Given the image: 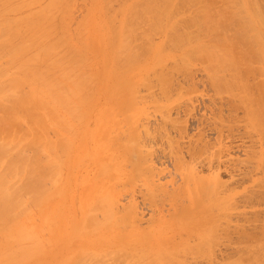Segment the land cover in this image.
<instances>
[{"label": "bare ground", "instance_id": "obj_1", "mask_svg": "<svg viewBox=\"0 0 264 264\" xmlns=\"http://www.w3.org/2000/svg\"><path fill=\"white\" fill-rule=\"evenodd\" d=\"M39 1L41 2L43 0H30L28 3H26L25 0H0V264H93V263L96 264V262L99 263V261L94 259L95 257H97L98 259V257L104 253L109 254L108 253L109 251L112 253L116 251L120 252L122 248L119 246V248H115V250H109L107 252L106 248H105L106 250L104 251V248H102L99 245V247H101L103 251V252H99L101 251V249L97 248L98 245L97 246L95 245L96 250L95 251L93 250V252L95 253H93L92 250L91 253H88L86 251H90L88 248L89 244H87L88 246L86 245L88 248V249L86 248L87 249L86 250L83 248L86 247L85 244L77 245L80 244V242L77 241L75 242L74 238L75 237L88 238L89 235L91 234H97L96 237L97 239H99L100 236L104 238V234L100 232L102 229L103 230L105 229L106 232L108 231V229L114 232L118 228L119 230L121 228L123 232H126L128 230H126L125 228L128 227L127 225H129L130 222L127 225L125 224V222H127L130 219L133 220V218H129V216L132 217L130 215L132 213L131 211H129L131 213L127 212V210L125 211L128 214V217H126L124 213H123L124 216L123 215L121 216L122 213H119V211L115 209L114 204H113L114 209L112 208L111 203L116 202L114 200L116 199L114 198V196L115 193L116 194L118 193L116 186L114 188L112 187V189H110L111 187L109 188V186L115 184L113 182H111L112 184L109 182V179L111 181V178H113L114 176L112 175L111 177L110 175L108 176L109 178L107 179L108 181L104 180L107 181L106 182L107 187L109 188L110 192H113V194L110 192H105L104 195L99 192L101 195L95 194L96 197L93 199L95 195L94 196L92 195L93 197H91L86 193L92 187L89 184H86V187L85 186L82 187V189L84 190L82 191V194L84 193L83 195H85L86 193L85 196L83 195L82 196L91 197L93 203H91L90 200L91 207L89 210L84 212L83 211L84 209H82V211L84 212L83 215H81L82 211H80L81 213L80 215L82 217H80L79 221L73 219L70 220L67 219L69 220L68 221L69 223H67L68 225L66 224L65 221L66 219L62 209L63 206L61 204H59L60 206H58V203L56 202L58 199L54 201V197L56 196L55 189L57 188V186L54 189L53 193L52 191L48 192L47 188L50 189L49 185L51 184H49V182L46 183L48 180L50 182H54L52 180L55 178V176H57L58 173L57 169H61L59 167L61 166L59 162H61L62 160L60 161L59 158H62L61 155L65 156V154L69 153L71 151V148L75 144L74 140L77 135V129L79 128L78 124L86 118L85 110H87L88 107L86 108V106L89 104H86L85 102L90 103L92 101V97H94L95 91L100 89L101 91L105 92L106 90L101 88L107 87L109 89V92L105 93L106 95L104 96V100L105 102L108 103V107L106 108L105 113H102L101 118L106 117V115H108L107 114L108 112L109 114L112 113L109 111V109H112L116 113H118L117 115H119L120 113L121 117L122 115H125L122 118H126V120L128 121V119L130 118L129 117L130 115H128L129 111L124 112L127 111L126 105H129V107L133 106L132 102H134L135 100L133 98H134V94L136 93V88H138L139 85L145 84L144 81L145 79L143 78L144 74L142 75L143 78L142 80L141 78H139V80H134V76L131 77L130 72H127V70L131 67V65H133L137 61L138 56H140L141 52L143 51L140 50L139 47L134 48L135 46L134 45L132 46V44H134L133 41L135 39L137 41L139 40L144 41L143 45L144 43L145 44L147 43L146 46L147 45L151 46L145 48L144 45L143 46L144 49L147 50L149 48L148 50H150L152 48V52L155 56L157 54V52H155V50L157 49V45H155L154 40H151L152 37L150 38V41H153V43L148 41L149 35L147 32L150 31L153 34L155 31H158L157 34L159 32L161 34H166L165 38L163 39L165 41L160 42V44L162 43V45H159L160 49H162V47L164 48V50L168 49V53H169V51L171 50L169 48L172 47L173 51L174 49L179 51L178 55L177 54H173V55L174 58L177 57L175 58V60L178 59V62L180 64H183L180 65L178 64L177 60L175 61L177 62L178 65H180L178 66L180 67V69L182 68L181 66H185V64L188 65L192 60H202V61L204 60L205 64L207 65L206 68L208 71L210 84L212 85V88L213 87L215 88L213 89L216 90V93H218L220 90L219 86L224 85L227 87L233 84L235 85L234 86L235 89L233 88L230 89L227 87L228 89L226 90L228 91L226 92L231 93L232 91L233 92L235 91L234 94L232 93V95L235 96L237 92L236 88H239L240 93H238V95L240 94L239 95L240 103L239 102L238 103L244 105L246 102H248L246 106L245 105L243 106L246 113V114L244 113L245 119L247 117L246 122H249L250 124L247 125H249V128L255 129L259 133V136H261V139L264 140V14H263L264 11L261 9L262 6L259 7L258 5L259 1H257L258 2L257 3L256 0H221L224 3V6L219 10L213 7V5L215 4L214 2H216L215 0L214 1L213 0H194V1L193 0H120V2H118L117 0V2L119 3L118 10H113L112 13L111 10L114 9L115 7H112L111 5L112 7V9L110 10L111 12L108 10V8L110 7L109 5L115 0L114 1L91 0V9L89 10L88 15L85 14L86 16L84 17V20L82 16L81 17L82 19L80 18L82 22L79 19V22L81 23V24L79 23L80 26L76 29L71 28L74 29L71 31V29L69 30L70 27L68 28L67 26L69 22L72 23L71 20L68 19L69 18L73 19L70 16L71 15L70 1L49 0L47 4L42 5L44 4V2L43 3L41 2V5L36 7V4L39 3ZM86 1L89 2V0ZM187 1L190 4H192V2L194 3L195 1H199L201 3L200 7L192 8V10L194 9V11L196 9L195 15L197 14V16H193L192 14H189V16L191 15L193 17L185 18V15L182 13L183 12L187 13L185 11H187L188 9L183 10V12H181L180 10L182 9V7L180 6L181 7V8L179 7L180 10L178 11L176 10L177 5L178 6L179 4L182 5V3ZM212 1L214 3L213 5H211ZM32 3L33 5L35 4L36 8H32L31 6L33 5L30 6V4ZM188 3L183 4V5L186 4L185 8L188 5ZM87 4L86 7L88 8L90 4L88 6ZM27 5H29V7L32 8L31 12H30V8H26ZM23 6L25 9H29L28 10L29 12L26 10L27 12L21 13V10L23 11L22 9ZM185 8L183 7V9ZM34 9L36 10L34 11ZM14 10H17L18 12L20 11V13L23 16L13 17L11 19L5 18L7 16L5 14L7 13L9 14L10 11H14ZM87 10L85 9V13H87L86 12ZM32 11H33V15H30L29 13H32ZM108 11L110 13H108ZM194 11H192L191 13H194ZM181 14L184 15V17ZM178 15L179 17L180 16L183 17V19H181L182 17L180 18L178 17L179 19H181L180 21L181 23L177 21ZM76 21L78 23V20H75L74 21L75 25L77 24ZM138 22L139 23L142 22L143 25L147 23L145 26H148L149 29L146 30L147 27L144 28L143 26L144 31L147 32L141 31L142 27L138 32L139 28L136 27L139 24ZM177 24L179 26L181 24L182 25L178 28V26H176ZM155 26L159 27L158 30ZM191 26H193L194 28ZM71 27L74 26L72 25ZM150 28H153L155 31L152 30L154 31L152 32ZM190 28L191 29L196 28V30L198 29V31L200 32V35L198 36L201 37V35L203 34L204 37H207V40L206 39L200 40L198 37H196L197 35L193 36L192 34L194 32L193 30L191 31ZM188 29L192 34L188 31ZM224 29L231 30L232 34L230 35L225 34ZM197 33L198 32H196V34ZM152 34H150V36H153ZM238 47L240 49L239 52L237 51ZM140 48L142 49L141 45ZM59 49H61V51ZM139 50L141 51L140 55L138 52ZM162 51L161 53L162 55H164L165 58L166 55L165 52H167V50L163 51L164 54ZM173 53L176 52L174 51ZM158 56L157 59H159L160 57L159 60L162 61V57L161 56L158 57ZM142 58L143 57H141V60H144V58L143 59ZM148 60H144V63H146ZM159 60L153 61L154 63L158 62L155 63L157 65H154L152 63L153 66H157L158 68V64L160 65L161 63L162 64L164 63V62H160ZM173 60L174 59H172V61ZM162 64L160 66H163ZM164 66H166V64H164ZM175 67L176 66H174V68ZM226 67H227V71H225ZM155 68L156 67H154L153 70H155ZM91 69L92 71H90ZM118 70H121V72H119ZM149 70H151L150 72H152V69ZM164 70H160V71L164 72ZM141 71L147 72L148 67L145 66L144 69H142ZM156 72H154L155 75L157 74ZM248 73L250 74V76L251 74H257L262 76L263 78L258 81L256 80L255 84H253L255 82L254 81L252 83L253 85L251 84L252 85L251 86L249 81L246 80L247 79L246 76ZM158 74H157L158 75L157 78H158V82L160 80V83H162L161 81L165 77L163 75H168L166 73L162 75L161 72ZM136 76L140 77L141 72H138ZM144 76H146L147 78L149 77L147 75ZM244 79L246 80L247 85H245V82H243ZM164 80L166 81V78ZM165 81L164 83H166ZM248 83L250 86L248 85ZM148 84L146 85L147 88H148ZM162 89L163 88H161V90ZM93 90L95 91L93 92ZM126 95L129 96L131 100H129L130 98L125 97ZM238 95L236 94V96ZM126 98L128 100V103L126 101ZM75 120H77V123L78 122L79 123L77 124ZM108 120H107V124H110V127L112 128L116 126V124L119 123L120 121L117 118L118 122L116 121L117 123H115V120L113 122L110 119L112 122L108 123L110 121ZM124 120L125 119H123L122 121ZM130 121L131 118L129 119V122ZM133 121L135 120L133 119ZM129 122L127 124L128 126H131L132 129L133 128L132 125H134V122L133 123H129ZM107 124L106 126L108 130L109 126ZM111 124L112 125L115 124V125L111 126ZM118 126L116 127L118 128ZM99 127L101 126L99 125ZM113 129H111L112 132ZM107 130L105 129V131ZM130 130L127 129L126 133H128ZM105 131L104 128H102L100 136L102 134V136H105L104 138L102 137L104 140H109V143L113 142V140L111 141L109 139L110 137L106 139L105 134L107 132L103 133ZM132 131L134 132L135 130ZM118 133H122L121 130L120 132H117V134ZM120 135L122 134H119L117 137H120ZM125 135L126 134H123L122 138L123 137L125 138ZM98 136H96L97 139L99 138ZM128 136H127L128 142L126 141L125 144L129 143L130 140L129 138L131 137V134L128 133ZM134 136L135 137L137 136L135 132L134 134L132 133L131 138H133ZM117 137H115L116 141L119 139V138L117 139ZM135 137L131 139L132 143L133 141L137 140ZM115 138L111 137V139H115ZM84 143L82 140L80 143H78L77 147H82ZM118 143L119 142H116L115 144L117 145V147H119L121 144L119 143L118 145ZM132 143H130L131 147H132ZM100 144L101 142L100 143L98 142V145ZM113 144L114 143H112V146ZM125 144L124 145L121 144L120 147L125 146ZM105 145L103 146L102 144L100 146V150L102 146L105 147ZM129 146L130 145L125 147H129ZM81 149L83 150L84 147ZM122 150L124 151L126 150V148H123ZM259 152L260 153L255 162L256 166L259 168L262 174V178L259 179L261 181H258L259 188L262 189L259 190L261 191V194L260 193L258 194L260 198L258 200L264 201V150L262 149ZM256 157L257 156H255V158ZM135 159L136 157H134L133 160ZM137 159L135 162L132 161V163L133 164L136 163L139 160ZM138 162L141 161L139 160ZM249 162H251V160ZM137 164H135L134 166H137ZM251 165L252 164L250 163V166ZM254 166L255 165H253L252 167ZM105 167L99 166V168L102 169ZM108 168L110 167L108 166ZM102 169L96 170V172H94L95 174L92 175L93 176L92 179H97V177L98 176L100 177L101 174L102 176L103 174L105 175L109 174V169H107L106 171L105 168L103 170H105L106 172L103 171L105 173L103 172L101 173L100 170ZM114 181L117 182V179H115ZM96 182L97 184L95 182L92 183L91 181L90 184L92 183V186L96 184L95 185L96 187L98 183H100L98 181ZM108 182L110 183V185ZM220 182L221 181H219L217 177L214 175L203 178L202 177L195 178L193 174H188V177L184 181L182 187L180 186L181 188H183L182 191H186L185 192L186 194L184 193L186 196H184L185 198L183 197V199L187 200V201L184 200L186 201L187 207H185L181 211V213L185 214L190 209L192 210L194 208L193 210L195 211L192 210L193 211L192 214L195 213V215L198 216L199 212L198 214L196 212L199 210L200 207L204 206L203 202L205 199L208 200L210 199L209 202L210 207L211 205L213 207H216V204L218 202L217 199L220 197L219 193L222 188L221 186L222 184H224V182H221L222 184ZM54 183H56V181ZM101 185H103L104 187V182H102ZM84 187L86 188V190L84 189ZM113 189L114 191H112ZM104 191L107 190H105L104 188ZM173 191L174 190L170 191V193L171 192L173 193ZM253 191L254 190H252L251 193H253ZM259 191L257 188V192ZM64 192L66 191L64 190ZM89 193L91 194V190L89 191ZM108 193H110V195H108ZM172 193L170 195L166 192L167 196L170 195L172 197L171 200H175L173 199L175 198L173 197L175 193L174 194ZM244 193L243 195H241L243 197L240 196L242 200L243 199L245 200L247 197H249V195L250 196L252 195L250 193L249 195L246 196V193L245 195ZM59 196H62L61 189L60 190L58 189V198ZM64 196H66V194ZM224 197L225 200L220 203L222 209L228 206L229 201L232 200L234 202L235 200L234 198L237 196L235 194V197H231L230 195ZM254 197H252V199L250 197V199L253 202H254L253 199L255 200L257 199ZM112 199L115 202L111 201ZM213 199H216L215 200V202L217 201L216 204ZM84 200H87V198L86 199L84 198ZM205 202L207 201L205 200ZM240 202H248V201L240 200ZM256 202L258 201L256 200ZM85 203L84 204L82 203L84 206H81L82 204L80 205L81 208L82 207L85 208L86 206ZM211 203H213L215 206ZM207 204H205V206H207ZM217 205L219 206L218 208H220V205L219 204ZM213 207L209 209L212 210ZM203 208H202V212L205 213ZM115 210H116L115 213L116 216L114 217ZM95 213L100 214L102 219L100 216L99 218H97L98 215H94ZM117 213H119V216H117ZM220 214L221 216L223 215V213ZM215 216L216 215L212 216L213 220ZM216 217L219 219L220 215L218 214V216ZM261 217H264V215ZM200 218L201 219L198 220L200 224L202 223L203 226L208 223L206 222L208 218H205L203 216ZM257 218L258 217H256V219ZM218 219L215 218V220ZM213 220L210 219L209 222H212V224L209 223L208 224L209 226L214 225L215 220L214 221ZM223 222L227 225L225 221ZM122 224L126 226L123 227ZM200 224L199 226H201ZM130 225L132 226V224ZM131 226H129V228ZM210 227H211V229L209 228L210 230L215 231L214 229H212V226ZM222 227H224V225ZM222 227H220L222 231L227 230V229H222ZM55 228L57 229V231H55ZM258 229L256 231H258ZM259 230L260 231L262 230L261 231V233L263 234L262 237H264V225L262 226V229ZM207 231L206 232L202 231V238H205L207 236ZM238 231L236 233L235 230V233L236 234L241 233L240 237L244 235L242 234L243 231L242 232H240V230ZM226 232L227 231H225V234H227ZM248 232H245V235ZM208 233L211 234L210 231H208ZM249 233L246 235L247 237L251 236L249 235ZM121 234L123 233H121L120 231V236L118 237L124 238L123 237L124 235L121 236ZM137 234L139 235V233ZM225 234L223 236L226 238L228 234L227 236H225ZM262 234H258L257 237L259 235L261 236ZM245 235L244 237H246ZM152 236H154V234H152L151 237ZM223 236L221 234V237ZM240 237L238 235V239ZM251 237L253 238V236ZM238 239L236 238L237 241ZM240 239H244V238H240ZM219 240H221V238ZM152 241H153L152 239H151V243L149 240L146 241L149 242L148 246L149 244L154 246ZM155 241L156 240H154V242ZM227 241H229V239ZM158 242L160 243L159 240ZM206 242H208V240ZM261 242L260 244L263 246L262 250L264 251V241ZM99 243H103V242L100 241ZM239 243L245 245L243 244L244 242L239 241ZM59 244L64 245L66 248L63 251H59V248L57 247V245ZM146 244H142V247ZM204 245L207 246L206 244ZM209 245L210 244H208V246ZM249 245H245L246 246L245 248L249 247ZM155 246L153 248L149 247L150 251L147 246H146L147 247L146 251H145L146 249L145 247H143V249L144 252H147L146 254L150 253L151 256L148 259L152 257L150 259L152 261L153 259L155 260V258L157 259L158 257V260L156 261H160V264L162 263L167 264L168 262H169L168 264H175V262L177 261L176 258L178 257L177 255H179L178 251L182 252V250L176 247L178 248L177 251L173 245L171 246L169 245L170 248L166 249L168 245L164 246L165 247L164 248L161 247L162 245L160 243L158 248L161 247L163 248V250L161 248L160 249L155 248ZM172 246L174 247L176 252L173 250ZM197 246L198 245H195V247ZM182 247H183L182 249H184L187 246L186 247L182 246ZM210 247L213 246L210 245ZM251 247L253 246L251 245ZM141 248H139V252L138 250H136L139 256H142L141 254H139L141 252L140 251ZM200 248L198 249V251H200ZM240 248L237 249V251L240 250ZM97 249L100 250L97 252ZM211 249L213 250L214 247ZM184 251L186 250L184 249L183 252ZM151 253L152 254L154 253L153 254L154 257L152 256ZM212 253L211 255H213ZM259 253L264 257L262 252ZM146 254L144 253V256H142L144 257V259L145 256L146 257L148 256ZM206 254H210V253L207 252ZM206 254L204 253V255ZM245 255H247V253ZM261 255H260V259L262 258L261 260L263 261L262 262L263 264L264 258ZM202 256H203V252H202ZM167 257L168 258L175 257V259L172 258L173 260H169ZM164 258L168 260L164 262L165 260ZM208 258L210 257L208 256ZM255 258L253 257L252 259V257H250L249 260L252 259L251 261L249 262L246 260L245 261L251 264L253 263ZM99 259L101 260L100 257ZM144 259L143 261L148 260V259L145 260ZM160 259H163V262H161ZM200 259L198 258V260ZM234 259L235 258H233L232 260L234 261ZM256 259L259 260V258ZM92 260L94 261L96 260V261L91 263ZM113 260L115 262L114 257ZM113 260H110L111 262L110 261H106V262L107 263L110 262L111 264H113L114 263ZM117 260L121 262V259H117ZM117 260L114 264L117 263ZM258 260H255L253 264H258L260 262L259 261L258 263H256V261ZM101 261L100 262L102 264L104 263L106 264V262H104L105 259ZM119 261H118L119 264L125 263V262L120 263ZM151 261H147V264H150L148 262ZM156 261H152L151 264L152 263L159 264ZM172 261H174V263ZM226 262L227 261H225V263ZM219 263L220 262H218V264ZM229 264H234V263L230 262ZM235 264H239V263L235 262Z\"/></svg>", "mask_w": 264, "mask_h": 264}, {"label": "rangeland", "instance_id": "obj_2", "mask_svg": "<svg viewBox=\"0 0 264 264\" xmlns=\"http://www.w3.org/2000/svg\"><path fill=\"white\" fill-rule=\"evenodd\" d=\"M29 1L30 0H25L26 3H28ZM48 1L49 0L41 1L42 3L44 2V4H42V5L47 4ZM68 1H70V6H71L70 8L72 9V11L70 9V14H71L70 16L73 19H70V18L68 19V20H71L72 23H70L68 21L69 22L68 24L70 26L68 24H67V26H68V28L70 27L69 30L71 28L76 29L80 26L79 25V23H80L79 19L83 16L82 18L84 20V17L86 15H88L89 10L91 9V0H89V2L86 0H68ZM213 1L211 2L212 3L211 5H213L215 3L213 5V7L216 8L217 10L221 9L224 6V3L221 0H215L216 2H214V3H213ZM257 1H259V3ZM41 2L39 1L40 4L37 3L38 5L36 4V7L40 6ZM118 2H120V0H118ZM118 2H117V0L112 2L113 4L111 3L109 6L111 7V5H112V7H115V8L112 9V7L110 8L108 6L110 8V9L108 8V10L110 11L112 9L111 10L112 13H113V10H118V7H119ZM256 2L258 3L259 7L262 6L261 9L264 11V8H263L264 0H256ZM73 3H75V4H73ZM87 3H89L90 5ZM184 3H188V1L184 2ZM184 3H182V5L179 4V6L177 5L176 10L177 11L180 10L179 7L181 6L182 7V9L180 10L181 12H183V10L188 9L187 11H185L187 13H184V12L182 13L185 15V18L197 16V14L195 15L196 9L194 11V9L192 10V8L200 7L201 3L199 1H195L194 3L192 2V4L188 3L186 8H185L186 4L183 5ZM260 3H261V5H260ZM86 4H87V6L89 5V7H90V8L88 7L89 9L86 7ZM31 5H33V3L30 4V6ZM33 6H31V7L36 8L35 4ZM31 7H29V5H27L26 8H30V12H31V9H32ZM74 7H76V8H74ZM84 7H86V8H84ZM183 7L185 9H183ZM22 9H23V11L21 10V13H23V12L25 13L29 10V9H25L24 6ZM85 9L86 10L88 9L86 11L87 13H85ZM35 10L36 9H34V11ZM37 10H38V8H37ZM109 11H108V13L111 12V11L110 12ZM192 11H194V13H191ZM21 13H20V11L18 12L17 10L10 11L9 14L8 13L5 14V15H7L5 18L11 19L13 17H22L23 15ZM29 14L33 15V11H32V13H29ZM189 14H192L193 16H191V15L189 16ZM263 14H264V12H263ZM179 15L177 16V18L179 17ZM184 15H182V16L184 17ZM182 16H180V17H182ZM175 17H176V15H175ZM183 17L181 19H183ZM178 19H177V21L180 22L181 19H179V20ZM75 20H78V23L76 21V23H77L76 25L74 22ZM81 22H82V20H81ZM179 22H177V23H179ZM146 24L147 23H145V25ZM72 25L74 27H71ZM138 25L136 26L137 28H139L138 32L140 31L141 27H142L141 31L147 32V31H144L143 26H144V28L147 27L146 30L149 29L148 26L143 25L142 22L139 23ZM158 26H160V25H158ZM158 26L157 27L155 26L157 28V30L159 28ZM176 26H178V28L180 27L178 24ZM155 27H154V29H155ZM191 27H193V26H191ZM193 28L192 29L190 28L191 31L193 30V32H194L193 34L188 29V31L193 36L197 35L196 37H198L200 40H205V39L207 40V37H204L203 34L201 35V37H199L198 35H200V32L198 31V29L196 30V28L195 29H193ZM154 29L150 28L151 31ZM72 30H74V29H71V31ZM194 30L198 33L196 34V32ZM154 31H152V32H154ZM149 32H147L149 35L148 41H150V38L152 37L151 40H154L155 45H157V49L155 50V52H157V54L154 56V54L152 52V48L150 49L151 51L148 50L149 48L147 49L148 51L146 49H144V47L145 48L151 47L148 45L146 46L147 43L146 44L144 43V45H145L144 46L143 45L144 41H142V40L137 41L135 39L133 41L134 44H132V46L134 45L135 46L134 48L139 47V49L143 50V51L142 52L140 50L138 51L139 55L141 52V55L138 56L137 61L133 65H131V67L127 70V72H130L131 77L134 76V80H139V78H141V80L143 78L145 79L144 80L145 81V84H144L145 87H144V85H139V87L136 88V93L134 94V98H133L135 100H134V102H132L133 100L131 101L133 106L129 107V105H126L127 111H124V112L129 111L128 115H130L129 117L131 118V121H133V119L135 120V121H133L134 125H132V127L134 129L133 128L131 129V126H128V124H127L129 122L130 118L129 119L127 118L128 119V121H127L126 118H122L125 115L121 114L122 115V117H121L120 113H119V115H117L118 113H116L112 109H109V111L112 113L109 114V112H108L107 113L108 115H106V117L101 118L102 113H105L106 108L108 107V103L105 102L104 96L106 95L105 93L109 92V89L107 87L101 88V89L106 90L105 92L101 91L100 89H98L97 91L93 90V92L95 91V94H94V97H92V101L90 103L85 102L86 104H89L86 106V108L88 107L87 110H85L87 119L85 118L82 122H80V123L78 122L80 125L77 123V120H75V122L79 126V128L77 127L78 128L77 129V135H76V138L74 140L75 144L71 148V151L69 153L65 154V156L61 155L62 158H59L60 161L62 160L61 162H59V164H61V166H59L61 169H57V172H58L57 176L58 177L55 176V178L52 180L54 182L56 181V183L50 182L49 180L46 182V183L49 182V184L52 185V186L49 185L50 189L47 188L48 192L52 191V193H53L54 189L57 186V188L55 189V195L56 196L55 197L53 196L54 201H56V199H58L56 201L58 203V206H60L59 204H61L63 206L62 209H63V213H64V216L66 219L65 221L67 224V223H69L68 221L70 219L79 221L80 217H82L81 215H83V213L85 211L90 209V207H91L90 204L93 203V200L91 197H93L95 194L99 195L100 193L104 194L105 192H110L109 188L111 187L110 189H112V187L114 188L116 186L118 193L117 194L115 193V196H117V197L114 196V198H116V199L113 198L116 202L113 199L111 200V201H114L116 203V205H115V203L112 202L111 203L112 208L115 206V209L118 210L119 213H122L121 216L124 213L125 216L128 217V214L125 212L126 210H127V212H129V211L132 212V213L129 212V213H131L130 215L132 216V217L129 216V218H133V220L127 219L128 221L125 222L126 225L130 222L129 225H127L128 227L125 228L128 231L123 232L121 230V228H120V230L118 228L114 232H112L109 229L106 232L105 229L104 230L102 229L100 232L104 234V238H102L100 236L101 239L96 238L97 234H91V235H89L88 238H84V237H75L74 238L75 242L76 241L80 242V244H77V245L85 244V246H86L87 244H89V246L88 245L87 246H88L90 251H86L88 253H91V250H92V252H93V250L95 251L97 245H98L97 248L101 249V247H102V248H104V251L107 249V252L109 250H115V248H119V246L122 248L120 250V252L119 251H116V252L113 251L114 253H112L109 251L108 252L109 254L104 253L101 256H99L101 258V260L105 259L104 262L113 260V257H114L115 262L117 259H121V262H125L123 264H147V261H151L150 259L152 257L150 259H148L151 255H150V253L146 254L147 252H144L143 247L146 248L145 249V251H146L147 247L149 249V247L153 248L155 245H157V246H155V248H158L160 243H161V245H162L161 247L168 245V247L166 249L170 248V246L173 245L177 251H178V248L180 250H182V252L178 251L179 255H177L178 257L176 258L177 261L175 262V264H178V263L179 264H206V263L210 264V262H211V264H213V263L218 264V262H220L219 264H223V262H224V264H227V263L229 264L230 262H232L234 264H235V262L236 263L238 262L239 264H241V263L245 264V263H248L249 261H251L253 259V257L259 258V260L255 258L254 261L258 260V261H256V263H258L260 261L259 263L262 264L263 261L261 260L262 258L260 259L261 254L259 252H262L264 255V251L262 250L263 246L260 244L261 241H264V237H262L263 236V234L261 233L262 230L260 231L259 229H262V226L264 225V217H261L264 215V213H263L264 212V201L258 200V199H260L258 194L259 193L261 194V191H259V190H262L259 188L258 181H261L259 179L262 178V174H261V171L259 170V168L256 166L255 162H256L258 155L260 153L259 151H261L262 149L264 150V140L261 139V136H259V133L255 129L249 128L250 124H249V122H246L247 117L245 119V115H244L245 110H244L243 106L244 105L246 106L248 102H246L244 105L239 104L240 103L239 102V95L240 94L238 95V93H240L239 88H236V91H237L236 94L238 95V96H236V94H235L236 97L232 95V93L234 94L235 91L234 92L232 91L231 93L226 92V91H228V90H226L228 88L235 89V87H234L235 85H233V84L227 86L228 88L224 85L219 86L220 90L218 93H216V90H214L215 88L213 87L214 88L213 89L212 85L210 84V79L208 77V71L206 68L207 65L205 64L204 60L203 61L202 60H192L188 65L185 64V66H181L182 68L180 69V67H178V66L183 65V64H180L178 62V59H176L178 64H180V65H178L177 62H175L176 61L175 58H177V57L174 58V55H173V54L178 55L179 51L174 49V51L176 53H173L174 51H173L172 47L169 48L172 50V51L170 50L169 53H168V49L164 50L163 47H162V49H160L159 45H162V43L160 44V42L165 41L163 39L165 38L166 34H161L160 32L159 33L161 35L159 33L157 34L158 31H155L153 34L151 32L150 33ZM150 34H152L153 36H150ZM225 34L230 35V34H232V31L229 29H226ZM150 42L153 43V41H150ZM137 43H138V46H137ZM140 45L142 46V49L140 48ZM59 50L61 51V49H59ZM162 50L163 51L167 50V52H165V54H166L165 58H164V55H162V53H161ZM237 51L238 52L240 51L239 47L237 48ZM61 53H63V52H61ZM146 54H147V56H146ZM163 54H164V52H163ZM148 55H149V57H148ZM158 55L162 57V61L159 60L160 57ZM152 56H153V58H152ZM157 56L159 57V59H157ZM141 57H143L144 60H148L149 58L150 59L146 63H144V60H141ZM3 59H4V57H3ZM172 59H174L173 61L175 63L172 61ZM158 60L160 62H164V63L163 64L161 63L163 66H160L161 64L160 65L158 64V68H157V66H153V64L157 65L155 63H158V62L154 63L153 61H158ZM164 64H166V66H164ZM145 66L148 67V71L147 72L141 71L142 69H144ZM174 66H176V67L174 68ZM239 66H241V65H239ZM154 67H156L155 70H153ZM185 68H187V69H185ZM149 69H152V72H150L151 70H149ZM168 69L170 72L168 71ZM175 69H177V70H175ZM158 70H159V72H158ZM160 70H164V72H162ZM90 71H92V69ZM118 71L121 72V70H118ZM225 71H227V67H226ZM138 72H141L140 77L136 76V74ZM154 72H156L157 74L161 72L162 75L164 73L168 74V75H163V76H165L164 79L166 78V81L164 79H162V81H161L162 83H160V80L158 82L157 77L159 74L158 75L156 74L157 75L156 76ZM143 74L147 75L149 77L147 78ZM142 75H143V78H142ZM153 75H154V77H153ZM246 77H247V79H246ZM246 77H245V79L247 81H249L250 85L254 81L255 82L253 84L256 83V80L258 81V80H261L263 78L262 76L257 75V74H251V76H250L249 73L247 74ZM250 77H251V80H250ZM245 79L243 82H245V85H247L246 84L247 82ZM167 80L169 81V83ZM155 81H157L158 83ZM164 81L166 83H164ZM148 82H149V84H148ZM249 83H248V85H249ZM147 84H148V88L146 86ZM223 84H225V83H223ZM160 87L163 89L161 90ZM125 97L130 98L127 95ZM129 100H131V98ZM126 101L128 103L127 98H126ZM91 105H92V107H91ZM240 105L242 106V108ZM89 113H90V115H89ZM113 114H115V115H113ZM87 115L89 116V118ZM126 117H128V116H126ZM117 118H118V120L121 121V123H120V121H119V123H117L118 122ZM108 119L109 120L111 119L113 122L115 120V123H117L116 126H118V124H119L118 128L116 126H114L113 127L115 129L114 130L112 127H110V124H107ZM123 119H125L126 121L125 120H124L125 122L122 121ZM111 120L108 123L112 122ZM131 121L129 123H133ZM106 124L109 126L108 130L110 128L109 131L107 130ZM247 124H249V125H247ZM99 125L101 127H99ZM113 125H115V124H113ZM113 125L111 124V126H113ZM102 128H104V131H105V129L107 130V131L103 132V133L107 132L105 134L106 139H108L110 137L109 139L111 141L113 140V142L109 143V140H104L103 138L105 136H102V134L100 136ZM126 128L128 130L131 129L128 132L131 134V137H132V133L134 134V132L137 135L136 137L134 136L137 139L136 140L137 142L133 141L134 144L131 141V139H133L134 137L133 138L130 137L129 143L125 144L126 141L128 142V139H127L128 133H126L127 132ZM221 128H222V130H221ZM98 129H100V130H98ZM111 129H113V132L111 131ZM118 129H120L122 133L117 134V132H120V130H118ZM132 130H135V131L133 132ZM98 133H99V136H98ZM119 134H122V135L126 134L125 138L124 137L122 138V135H120V137H117ZM241 134H242V136H241ZM96 136H98L99 138L100 137L101 138L103 137V138L97 139ZM111 137L112 138L117 137V139L119 138L120 140L118 139L116 141V138L111 139ZM82 140H83V143L85 140V143H84L85 146L83 144L82 147H77L78 143H80ZM107 141H108V143H107ZM114 141L119 142L123 145L125 144V146H128V145H130V146L129 147H125V146L120 147L121 146V144H120V146L117 147V145H115L116 142H114ZM98 142L99 143L101 142V144L98 145ZM135 142H136V144H135ZM106 143L108 144V146ZM112 143H114L113 146H112ZM119 143H118V145H119ZM130 143H132V147H131ZM102 144H103V146L106 144L105 145L106 148L102 146V148L100 150V146ZM96 146H98V147H96ZM83 147H84V149L82 150L81 148H83ZM123 148H126V150L123 151L122 150ZM80 150H82V151H80ZM98 151L99 152L101 151V152L99 153ZM255 156H257V157L255 158ZM134 157H136V159L138 158L141 162H138L139 160L137 159L138 161L133 164L132 161L133 162L136 161V159L133 160ZM248 160L249 161L251 160V162H249ZM250 163L252 164L251 166H250ZM135 164H137V166H134ZM253 165H255V166L252 167ZM99 166L105 167L106 169L105 168H103V169H105L106 171H107V169H109V174H107V175L103 174V176L101 174L100 177L99 176L97 177L98 180L92 179V177H93L92 175L95 174L94 172H96V170L102 169V168H99ZM108 166L110 168H108ZM112 166H114V167H112ZM97 168H99V169H97ZM103 169L100 170L101 173L103 171H105ZM242 170H244V171H242ZM60 171H61V173H60ZM105 172H103V173H105ZM99 174H100V172H99ZM188 174H193L195 178L196 177H198V178L202 177L203 178V177H208V176L214 175L217 177V179L219 181L224 182V184H222L220 182L222 184V186H221L222 188H221L220 193H219L220 197L217 199L218 202L216 201L217 204L220 205V208H218L219 206L215 202L216 199H213L215 204H216V207H213L211 205V207H213V208H212V210L209 209V208H211L210 203H209L210 199L209 200L205 199L207 202H205V200H204V202H203L204 208L200 207L198 211L196 210L197 214L199 212V214L201 213L200 215H202L205 218H208V220L206 221L208 223L205 224L206 226L205 225L203 226L202 223L200 224V222L198 220V219H201L200 217H202V216H200L199 214L197 216V215H195V213L192 214V212L195 211V210H193L194 208L192 209L193 211L190 209L185 214L181 213V211L185 207H187L186 206L187 200L183 199V197L186 196L185 195L186 191H182L183 188H181V187H182L184 181L186 180V178L188 177ZM110 175H111V177H112V175L115 177V178L110 177L111 181L108 178V176H110ZM56 179H58V180H56ZM107 179H109L110 183L113 182L116 185L111 183L112 186H109L110 183L108 182L109 183V185H108L109 188H108L107 183H106L108 181ZM115 179H117V182L114 181ZM104 180H107V181H104ZM91 181H92V183L95 182L96 184H97L96 181H98L100 183H98V185L95 187L96 184L92 186V183L90 184ZM102 182H104V187H103V185H101ZM86 184H89L92 187L91 188L89 186L91 189H89L88 192H86L87 195H90L91 197H89V196L83 197L86 195V193H85V195H83L84 193L82 194V191H84L82 189V187L83 186L86 187ZM257 185H258V187H257ZM60 186H61V188H60ZM85 187H84V189L86 190ZM104 188L107 191H104ZM257 188H258L259 192H257ZM58 189L62 190V196L63 197L59 196V198H58ZM64 190L66 192H64ZM90 190H91V194L89 193ZM172 190H174V191H173V193L172 192L171 193L172 194L175 193L173 196V197H175V198H173L175 200H171L172 197L170 196L171 195L170 191H172ZM250 190L251 191L254 190L253 191L254 194L251 193ZM112 191H114V189ZM255 191H256V194H255ZM166 192L170 195L167 196ZM244 192L246 193V196L249 195L250 193L252 195L251 196L249 195V197H247V198L244 197L247 200L246 199L242 200L241 197H243V196H241V195H243ZM110 193L113 194V192H110ZM110 193H108V195H110ZM245 193H244V195H245ZM63 194L64 195L66 194L67 197L64 196ZM235 194L239 198L235 197ZM96 195L93 197V199L96 197ZM106 195H107V193H106ZM227 195H230L231 197H235L234 202H236V203H234L232 200L229 201L228 206L224 207L223 208L224 210H223L220 203L225 200L224 196H227ZM257 196H258V198H257ZM65 197H66V200H65ZM250 197H251V199H252V197L257 198L256 200L258 202H256L255 199H253L254 200V202H253L250 199ZM84 198L85 199L87 198V200L89 198V200L88 201L84 200ZM248 199H250V200H248ZM90 200H91V203H90ZM184 200H186V201H184ZM213 200H211V201H213ZM240 200L241 201H248V202H240ZM249 201H250V203H249ZM82 203L86 204L85 208L84 207L81 208V206H84ZM174 203H175V205H174ZM207 203H209V204H207ZM258 203H261V204H258ZM113 204H114V206H113ZM205 204H207V206H205ZM211 204H213V203H211ZM202 208L205 211V213L202 212ZM82 209H84L83 210L84 212L82 211ZM122 209L124 210V212ZM116 210H115V212L113 211L114 217L116 216V214H115ZM80 211H82L81 212L82 214L80 213ZM219 212L223 213V215L221 216V214ZM119 213H117V216H119ZM218 214L220 215L219 219L216 217V216H218ZM94 215H98L97 218H99V216H100V214H97V213H95ZM211 215L212 216L216 215L215 218L218 220H215V218H214V220H215L214 221L213 217ZM256 217H258V218L260 217L259 221H258V218L256 219ZM261 218H263V219H261ZM67 219H69V220H67ZM101 219H102V217H101ZM210 219L215 222L214 225H210V226H212V229H214L215 231L210 230L211 227L208 225L209 223L212 224V222H209ZM223 221H225L227 223V225ZM219 222H220V224H219ZM259 223H261V224H259ZM130 224H132V226ZM199 224L201 226H199ZM122 225H123V227L126 226L124 224H122ZM223 225H224V227H222ZM129 226H131V227L129 228ZM206 227H208V228H206ZM220 227H222V229H227L225 231H227L226 233L228 234V236H227V234H225L224 230L223 231L221 230ZM246 227H247V229H246ZM242 228H244V229H242ZM257 229L259 232L256 231ZM207 230L210 231L211 234H209ZM235 230H236V233L238 230H240V232L243 231L244 233L242 232V234H244V235H245V232L251 231L250 233L249 232L248 233H249V235L253 236V238L251 236L247 237L246 235L248 233H246V235H245L247 238L244 237V235H242L243 237L242 236L240 237L241 233L236 234ZM253 230L256 234L253 232ZM55 231H57L56 228H55ZM120 231H121V233H123V234H121V236L124 235L123 236L124 238L118 237V236H120ZM202 231L203 232L207 231V236L205 238H202ZM214 232H215V234H214ZM137 233H139V235ZM145 233L147 236L145 235ZM257 233L262 234V235L261 236L259 235L257 237V235H258ZM152 234H154V236L151 237ZM221 234H222V236L225 234V236H227V237L226 238L224 236L221 237ZM252 234H255L256 236L252 235ZM215 235H216V238H215ZM238 235L240 238H244V239L239 238L240 239L239 240ZM85 237H87V236H85ZM220 238H221V240H219ZM223 238H225V239H223ZM236 238L238 239V241L236 240ZM248 238H251V239H248ZM258 238L259 239L261 238V239L259 240ZM151 239L153 240L152 242H153L154 246H152L151 244H149V246H148L149 242H146L149 240L151 243ZM228 239H229V241H227ZM154 240H156L155 241L156 243L154 242ZM158 240L160 241V243L158 242ZM207 240H208V242H206ZM241 240H244V241H241ZM100 241L103 243H99ZM239 241L244 242L243 244H245V245L251 244L253 247H251V245H249V247H247L248 248L247 249V248H245L246 246L239 243ZM142 244H146V245H144L142 247ZM204 244H206L207 246H205ZM208 244L213 246L214 249L212 250L211 248H213V247H210V245L208 246ZM213 244L216 246H214ZM99 245L101 247H99ZM175 245H177V246H175ZM195 245H198V246L195 247ZM201 245H202V247H201ZM87 246L83 247V248L86 249ZM94 246H95V248H94ZM182 246H185V247L187 246L186 248H184L186 251L183 252L184 249H182L183 248ZM57 247L59 248V251H63L66 248L64 245H61V244L57 245ZM174 247H173V250L176 252ZM176 247H178V248H176ZM198 247L199 248L201 247L200 251H198V249H199ZM203 247H204V249H203ZM139 248H141L140 249L141 252L139 254L144 256V253H145L146 255H148L147 257L145 256V259H148V260H145L144 257L139 256L137 254L139 252ZM160 248H158V249H160ZM239 248H240V250L237 251V249H239ZM249 248H251V249H249ZM100 249H97V252ZM142 249H143V251H142ZM161 249L163 250V248H161ZM171 249H170V251H171ZM195 249L201 253H198ZM117 250H119V249H117ZM136 250H138V252H136ZM149 251H150V249H149ZM240 251L244 252V253L246 252L247 255H245L246 253L244 254V253H241ZM99 252H103L102 249ZM142 252H144V253H142ZM202 252H203V256H202ZM207 252L210 254H206ZM93 253H95V252H93ZM204 253L206 255H204ZM211 253L213 255H211ZM153 254H152V256H153ZM242 255H245L246 257L242 256ZM208 256L210 258H208ZM212 256H214V257H212ZM99 257H98V259H97V257H95L94 259H96L97 261H99V263H101L102 261L99 259ZM140 257H141V259H140ZM175 257H169V258L167 257V258L169 260H173L172 258L175 259ZM250 257H252L251 260H249ZM198 258L199 259L201 258V259L198 260ZM222 258L225 260H223ZM233 258H235L234 261L232 260ZM143 259L146 261V263H145V261H143ZM168 259H165L164 262H166ZM213 259H214V261H213ZM156 260H158V257H157V259L155 258V260L153 259L152 261H156ZM160 260H161V262H163V259H160ZM245 260L248 262H246ZM95 261L92 260L91 263L95 262ZM118 261L119 260H117L116 264H119ZM174 261H172V262L174 263ZM225 261H227V262L225 263ZM254 261H253V263H254ZM113 262H114V260H113ZM151 262H148V263L151 264ZM156 262L160 264V261H156ZM99 263L96 262V264H99ZM109 263L106 262V264H109ZM253 263H251V264H253ZM152 264H154V263H152ZM164 264H166V263H164Z\"/></svg>", "mask_w": 264, "mask_h": 264}]
</instances>
